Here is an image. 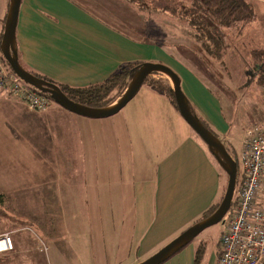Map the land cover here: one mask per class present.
Returning a JSON list of instances; mask_svg holds the SVG:
<instances>
[{"label": "crops", "instance_id": "0c3cea01", "mask_svg": "<svg viewBox=\"0 0 264 264\" xmlns=\"http://www.w3.org/2000/svg\"><path fill=\"white\" fill-rule=\"evenodd\" d=\"M18 10L16 52L27 71L77 88L106 80L124 64L161 62L178 74L195 115L218 138L226 135L215 96L158 42L133 38L75 0H21ZM145 87L120 113L102 119L54 103L35 112L0 99V149L22 146L25 156L38 158L37 170L25 173L31 181L10 195L0 188L10 210L0 214V233H8L14 258L4 264H38L40 255L46 264H138L218 204L223 171L169 97ZM84 168L90 190L76 199L82 180L75 175ZM72 201L79 206L69 210ZM19 205L27 209L24 218ZM5 220L13 226L4 228ZM31 227L44 249L20 242L32 238ZM196 251L189 241L161 264H198Z\"/></svg>", "mask_w": 264, "mask_h": 264}, {"label": "rangeland", "instance_id": "374dc122", "mask_svg": "<svg viewBox=\"0 0 264 264\" xmlns=\"http://www.w3.org/2000/svg\"><path fill=\"white\" fill-rule=\"evenodd\" d=\"M75 1L80 3L83 7H87L93 14L104 18L108 23L114 24L116 28L123 29L133 38H146L158 42L162 47L165 46L170 48L172 53H168L173 55L174 61L184 64L193 73L197 74L201 78L203 84L209 88L217 99L221 118H223L226 125V135L222 136L220 134L218 136L221 142L228 148L232 157H234L237 165V176L239 178L235 186L232 198L233 202L224 215V218L220 222L203 229L201 233L191 240V242L193 241L196 243L197 249L200 251L198 264H211L212 257L219 252V241L227 225L225 222L231 210L235 207L237 187L241 179L240 175L242 174L243 168L241 161L242 139L248 128L264 121V88L261 87L256 80L257 70H251L254 63L250 58V52L253 49L261 50L264 48V0H246L252 4L255 11V18L248 24L242 27L234 26L221 29V34L223 36V51L217 59L204 52L200 43L187 35L192 34L193 28L192 30L189 29L183 21H179L178 18L170 15L172 9H174V12H177L182 5L189 7V0H152L150 1L151 3H148L149 7H151L149 10L145 8L144 10H138L136 6H131L124 0ZM8 3L9 0H0V23H3V25L5 16H2L1 10L5 8ZM152 8L153 10H151ZM2 17L3 21H1ZM177 40L181 41L180 46L176 44ZM150 79H160L167 86L171 87V81L165 74H153L147 77L138 95L146 88L145 85ZM54 104L56 103L54 102ZM129 104L130 103L125 105V108ZM26 107L30 110L27 105ZM8 146V148L3 147V149H0V188L10 195L13 189H17L23 183L25 184L31 181L25 173L32 167L33 170H37L38 164L36 160L38 158L29 159L25 156L27 150L22 146L13 147L12 145L10 146V144ZM24 156L26 158H24ZM21 157L23 158L21 159ZM76 157L78 161H83L80 155H76ZM71 158L73 159V156H71ZM13 159L15 160L14 162H12ZM10 162L13 164H10ZM69 162L71 161L69 160ZM73 171L76 172V170H71L70 172L73 173ZM222 174L223 177H225L223 181L224 185L222 186L223 191L221 193L223 197L226 190L227 177L224 172ZM34 176L35 178L32 181H37L39 179L38 175L35 174ZM75 178H80V180H82L79 192L76 190L74 193V196L78 199L79 197L82 198L83 193L87 194L88 190H90L85 168L80 175L76 172ZM1 195L4 199L2 201L0 199V214L8 215L7 213L10 211L8 208L9 198L3 193H1ZM217 201L216 199V202ZM220 202L219 199L218 204ZM72 204H78L79 206V203L72 201L68 202L66 207L71 210L70 206ZM86 204L88 205V202H86ZM81 205H83V199L80 206ZM19 207L20 208H16V210H18V214L23 215L24 218L27 209L25 205L23 207L19 205ZM203 215L205 214L200 216V220L205 218ZM78 219L82 222V226L83 224L87 226L89 223V220L87 223H85V221L83 223L85 218ZM3 226L6 228L13 226V224L5 220ZM30 233L32 238L21 239L20 242L24 245H32L33 240L38 244L37 247L39 250L40 248L41 250L44 249L43 242H40V238H38L39 232L37 229L31 227ZM5 254H8L7 251L0 252V264L13 261L14 258L9 255L10 253L8 254L9 256ZM38 264H46L45 258L42 255H40Z\"/></svg>", "mask_w": 264, "mask_h": 264}, {"label": "water", "instance_id": "95a60500", "mask_svg": "<svg viewBox=\"0 0 264 264\" xmlns=\"http://www.w3.org/2000/svg\"><path fill=\"white\" fill-rule=\"evenodd\" d=\"M20 2L21 0H9L7 13L4 18L3 35L0 41V54L12 72L27 86L48 96L52 102L58 104L65 111L67 110L88 119H102L114 116V114L124 108L125 105L136 95L143 83L147 80V77L153 74H165L171 81L172 97L174 98L175 106L178 109L181 118L186 121L190 129L196 136H198L201 142L205 144L208 152L212 154L217 165H219L221 170L225 173L227 177L226 190L220 200L221 202L212 214L199 222L192 224L188 229L178 234L177 237L168 242L165 246L158 249L155 254L138 264L163 263L167 258L176 254L182 247L187 245L189 241L194 239L203 229L220 222L224 218V215L227 213L233 202L232 198L237 180V165L234 157L229 153L225 144L221 142L212 131L203 125L201 120L189 107L187 97L182 93L178 74L164 63L146 62L138 65L133 76L125 86L126 88L124 89V92L117 97L112 104L101 108L87 107L80 103H76L65 96L55 83L53 84L43 78L40 79L31 72H28L19 63L15 45L16 21Z\"/></svg>", "mask_w": 264, "mask_h": 264}, {"label": "built area", "instance_id": "2783aa9c", "mask_svg": "<svg viewBox=\"0 0 264 264\" xmlns=\"http://www.w3.org/2000/svg\"><path fill=\"white\" fill-rule=\"evenodd\" d=\"M0 98L23 102L37 112L50 104L12 72L1 54ZM241 147L243 168L235 207L225 222L214 264H264V121L248 128ZM12 249L8 233H1L0 252Z\"/></svg>", "mask_w": 264, "mask_h": 264}, {"label": "trees", "instance_id": "16d2710c", "mask_svg": "<svg viewBox=\"0 0 264 264\" xmlns=\"http://www.w3.org/2000/svg\"><path fill=\"white\" fill-rule=\"evenodd\" d=\"M124 1L131 6H136L138 10H144V8L149 10L151 7H149L148 3H151L150 1L152 0ZM189 2V7L182 5L177 12H174V9H172L170 15L175 16L179 21H183L189 29L192 30L193 28V31L191 32L192 34H186L190 36V38L197 40L202 46L204 52L216 59L223 51V36L221 34V29L234 26L242 27L255 18L253 6L246 0H189ZM151 10H153V8ZM180 42V40H177L176 44L180 46ZM164 48L169 53H172L170 48L165 46ZM250 58L254 63L251 70H257L256 80L258 84L264 88V48L261 50L253 49L250 52ZM138 65H140V63L124 64L106 80L98 84H91L89 86L77 88L62 85L51 81L42 75L39 76L35 73H31L40 79L43 78L53 84L55 83L70 100L87 107L101 108L112 104L115 99L124 92V89L126 88L125 86L133 76ZM147 83L154 89L164 92L166 96L169 97L171 103L175 106L174 98L172 97V90L169 86L163 83L162 80L150 79ZM46 97L52 102L48 96ZM201 122L207 129L212 131L204 121L201 120ZM212 132L216 135L214 131ZM238 178L239 177L237 176L236 184L238 183ZM0 199L1 201L4 199L1 193ZM217 206L218 204L211 206V208L205 212V218L210 216ZM199 257L200 251L197 249L194 257L196 263L199 261Z\"/></svg>", "mask_w": 264, "mask_h": 264}]
</instances>
